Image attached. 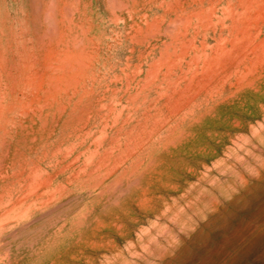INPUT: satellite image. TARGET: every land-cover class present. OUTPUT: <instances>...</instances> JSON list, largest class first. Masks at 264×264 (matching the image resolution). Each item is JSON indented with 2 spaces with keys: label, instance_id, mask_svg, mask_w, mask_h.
I'll return each mask as SVG.
<instances>
[{
  "label": "rangeland",
  "instance_id": "rangeland-1",
  "mask_svg": "<svg viewBox=\"0 0 264 264\" xmlns=\"http://www.w3.org/2000/svg\"><path fill=\"white\" fill-rule=\"evenodd\" d=\"M0 264H264V0H0Z\"/></svg>",
  "mask_w": 264,
  "mask_h": 264
},
{
  "label": "bare ground",
  "instance_id": "bare-ground-1",
  "mask_svg": "<svg viewBox=\"0 0 264 264\" xmlns=\"http://www.w3.org/2000/svg\"><path fill=\"white\" fill-rule=\"evenodd\" d=\"M112 2V1H111Z\"/></svg>",
  "mask_w": 264,
  "mask_h": 264
}]
</instances>
